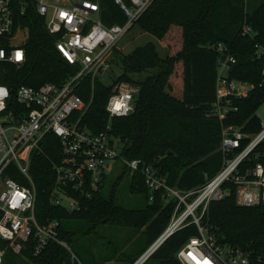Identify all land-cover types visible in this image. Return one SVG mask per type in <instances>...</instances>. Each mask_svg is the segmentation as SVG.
I'll return each instance as SVG.
<instances>
[{
	"label": "trees",
	"instance_id": "obj_1",
	"mask_svg": "<svg viewBox=\"0 0 264 264\" xmlns=\"http://www.w3.org/2000/svg\"><path fill=\"white\" fill-rule=\"evenodd\" d=\"M97 3L104 25L123 22L113 0ZM136 23L167 50L161 57L153 44L147 42L129 54H114L113 64L119 67V73L112 83L128 81L137 85L138 91L132 112L112 118L109 132L120 141L121 155L126 159L150 163L165 175L171 186L197 187L204 182V176L210 177L219 167L221 126L233 125L245 134H254L259 129L254 112L264 100V55L256 58L253 50L254 44L264 46V0H153ZM22 24L26 27L25 61L18 68L6 64V73L0 78L10 90V102L19 85L36 87L44 82L60 85L77 69L61 58L53 45L54 37L43 28L42 18L30 11ZM245 26L250 34L242 33ZM218 42L235 59L229 77L251 86L244 97L231 99L236 110L221 121L204 115L215 91L216 53L210 46ZM138 74L142 76L133 77ZM110 87V83L84 77L75 89L81 103L87 102L91 93L79 123L92 133L103 129L105 124L104 104ZM57 151L56 138L46 133L30 155L28 173L35 187L37 222L57 220L58 239L66 247L73 234L66 226L69 220L87 222L86 231L100 224L142 228L144 246L137 256L160 235L172 203L162 204L159 194L147 203L146 190L136 174L130 175L128 191L143 195L141 207H124L114 199L111 190L102 192L100 185L88 197L79 198L77 211L67 212L49 205L51 162L57 159ZM252 155L246 164L259 162L264 166V139L254 147ZM202 221L217 227L222 242L242 245L252 240L255 246L264 247V206L235 205L230 193L220 201L209 202ZM193 234L192 224L176 230L143 264H179L174 253ZM0 251V264H70L68 249L52 241L33 254L29 240L19 254H13L7 242L0 239ZM137 256L120 254L115 260L129 263Z\"/></svg>",
	"mask_w": 264,
	"mask_h": 264
},
{
	"label": "built area",
	"instance_id": "obj_2",
	"mask_svg": "<svg viewBox=\"0 0 264 264\" xmlns=\"http://www.w3.org/2000/svg\"><path fill=\"white\" fill-rule=\"evenodd\" d=\"M152 1L113 0L124 20L104 25L97 0H0V78L6 73V64L18 68L25 61L26 27L22 21L30 11L43 19V28L54 37L53 45L61 58L77 68L60 85H19L11 102L9 88L0 81V239L7 242L13 254H19L29 240L33 254L49 241L68 249L58 239L57 220L40 224L34 211L30 155L41 137L49 133L58 144V157L51 162L49 205L77 211L79 198L88 197L98 188L114 160L140 178L147 203L156 194L163 202L172 203L168 222L152 245L129 263L106 264H143L168 236L187 224L194 226L195 234L175 251L179 264H264V247L255 246L252 240L242 245L222 242L217 227L202 221L209 202L220 201L230 193L235 205L264 206V166L245 163L264 139V122L258 121L259 129L254 134H245L233 125L221 126L219 167L210 177L204 176L201 185L190 189L167 184L165 175L150 163L123 157L120 141L109 132L112 118L132 112L138 91V86L128 81L112 83L116 75L110 52ZM242 33L251 31L245 26ZM210 47L216 53L215 91L204 115L221 121L236 110L231 99L244 97L251 86L229 77L235 59L226 46L218 42ZM253 54L256 58L263 56L264 46L254 44ZM84 77L103 83L106 79L111 84L104 104L105 124L96 133L79 123L91 98L90 93L88 101L81 103L75 94ZM68 251L70 264H82Z\"/></svg>",
	"mask_w": 264,
	"mask_h": 264
},
{
	"label": "rangeland",
	"instance_id": "obj_3",
	"mask_svg": "<svg viewBox=\"0 0 264 264\" xmlns=\"http://www.w3.org/2000/svg\"><path fill=\"white\" fill-rule=\"evenodd\" d=\"M147 42L153 44L159 56L163 57L165 55L166 47L149 32L144 31L139 23L135 22L119 38L110 55L114 58V54L121 56L129 54L136 47ZM112 68L114 76L117 75L119 73V67L113 64ZM140 76L142 74L134 75L133 77ZM105 82L108 83V80L105 79ZM254 114L260 122H264V100L257 107ZM107 169H109L108 173L100 184L102 192L107 193L111 190L114 199L126 208L141 207L144 201L143 195L128 191L130 173L123 168L121 162L114 160L112 165L110 167L108 166ZM163 201L165 200L161 198L162 204L166 203ZM66 224L67 228L73 231L72 241L67 247L82 264L126 263L125 261L115 260V257H118L120 254H126L130 257L137 256V252L144 246V239L140 232L142 228L134 229L100 224L86 231L88 223L85 221L69 220ZM114 249L116 250L115 253L113 252Z\"/></svg>",
	"mask_w": 264,
	"mask_h": 264
},
{
	"label": "water",
	"instance_id": "obj_4",
	"mask_svg": "<svg viewBox=\"0 0 264 264\" xmlns=\"http://www.w3.org/2000/svg\"><path fill=\"white\" fill-rule=\"evenodd\" d=\"M168 153H170V152H168ZM154 242H155V241H154ZM154 242H153V243H154ZM153 243H152V244H153ZM152 244H151V245H152Z\"/></svg>",
	"mask_w": 264,
	"mask_h": 264
}]
</instances>
